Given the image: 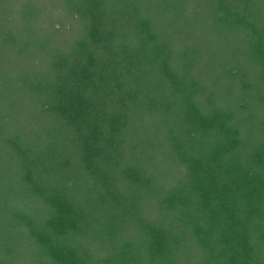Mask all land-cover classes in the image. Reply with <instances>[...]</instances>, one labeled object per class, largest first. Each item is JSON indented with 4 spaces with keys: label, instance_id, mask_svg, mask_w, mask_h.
<instances>
[{
    "label": "trees",
    "instance_id": "obj_1",
    "mask_svg": "<svg viewBox=\"0 0 264 264\" xmlns=\"http://www.w3.org/2000/svg\"><path fill=\"white\" fill-rule=\"evenodd\" d=\"M0 264H264V0H0Z\"/></svg>",
    "mask_w": 264,
    "mask_h": 264
},
{
    "label": "rangeland",
    "instance_id": "obj_2",
    "mask_svg": "<svg viewBox=\"0 0 264 264\" xmlns=\"http://www.w3.org/2000/svg\"><path fill=\"white\" fill-rule=\"evenodd\" d=\"M151 115H152V116L154 115L153 111H151ZM154 117H155L154 120H155L156 122L161 120V119L159 118V116H157V115H155ZM172 120H173V119H171V118H169V117H165V121H166V122H169V121H172ZM166 177H167V174L164 173L163 175L160 176V180H163V179H165Z\"/></svg>",
    "mask_w": 264,
    "mask_h": 264
}]
</instances>
